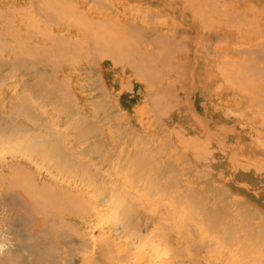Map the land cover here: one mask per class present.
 Here are the masks:
<instances>
[{"label":"bare ground","instance_id":"obj_1","mask_svg":"<svg viewBox=\"0 0 264 264\" xmlns=\"http://www.w3.org/2000/svg\"><path fill=\"white\" fill-rule=\"evenodd\" d=\"M0 264H264V0H0Z\"/></svg>","mask_w":264,"mask_h":264}]
</instances>
